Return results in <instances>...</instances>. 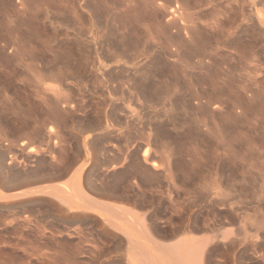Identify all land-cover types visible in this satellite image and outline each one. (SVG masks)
Here are the masks:
<instances>
[{
    "label": "rangeland",
    "instance_id": "rangeland-1",
    "mask_svg": "<svg viewBox=\"0 0 264 264\" xmlns=\"http://www.w3.org/2000/svg\"><path fill=\"white\" fill-rule=\"evenodd\" d=\"M128 207L264 264V0H0V264H127Z\"/></svg>",
    "mask_w": 264,
    "mask_h": 264
},
{
    "label": "bare ground",
    "instance_id": "bare-ground-1",
    "mask_svg": "<svg viewBox=\"0 0 264 264\" xmlns=\"http://www.w3.org/2000/svg\"><path fill=\"white\" fill-rule=\"evenodd\" d=\"M208 65V64H207ZM205 67V66H204ZM213 67H215V66H213ZM208 68V67H207ZM226 80V79H225ZM213 82V81H212ZM195 88V87H194ZM202 88V87H201ZM199 89V88H198ZM198 93V92H197ZM207 95V94H206ZM195 98V97H194ZM207 98H208V96H207ZM206 98V99H207ZM208 100H209V98H208ZM207 100V101H208ZM199 102V101H198ZM204 108V107H203ZM214 112V111H213ZM213 119V118H212ZM202 121V120H201ZM213 129V128H212ZM217 130V129H216ZM208 131H209V129H208ZM121 134V133H120ZM124 135V134H123ZM213 135V134H212ZM136 136V135H135ZM130 140V139H129ZM147 146V145H146ZM146 150V149H145ZM129 152V151H128ZM146 152V151H145ZM144 152V153H145ZM143 153V154H144ZM149 155V154H148ZM147 157V154L145 155L144 154V158H146ZM147 159V158H146ZM145 159V160H146ZM153 163H155V162H153ZM189 169V168H188ZM168 174V173H167ZM171 174V173H170ZM194 175V174H193ZM199 176V175H198ZM201 176V175H200ZM79 177V176H78ZM169 177V176H168ZM187 177V176H186ZM82 180V179H81ZM66 185H68V188H69V190H70V192H69V194H68V196L71 194V195H75L76 193H81L82 195V197L84 196L83 195V191H82V189H81V187H82V183L80 184V182L77 180V177H75L73 180H72V182L69 184V182H68V184L66 183V184H63L62 186H64V187H67ZM231 185V184H230ZM61 187V186H60ZM85 187V186H84ZM199 188V187H198ZM209 188H211V187H209ZM59 189V188H58ZM61 189V188H60ZM60 189H59V192H60ZM187 190V189H186ZM191 190V189H190ZM192 191V190H191ZM207 191V190H206ZM228 191V190H227ZM190 192V191H189ZM194 192V191H193ZM66 194V195H67ZM187 194V193H186ZM224 194V193H223ZM193 195V194H192ZM208 195V194H207ZM68 196H66L67 198H68ZM204 196V195H203ZM202 196V197H203ZM84 198V197H83ZM207 198V197H206ZM63 199V198H62ZM69 199V198H68ZM84 201H85V199H83ZM86 201H87V199H86ZM85 201V202H86ZM87 202H90V200H88ZM94 202V201H93ZM67 205H70V203L68 202V201H66L65 202ZM98 203V202H97ZM206 203V202H205ZM101 204V203H100ZM93 205V204H92ZM97 205V204H96ZM95 205V206H96ZM188 205V204H187ZM196 206V205H195ZM89 207V206H88ZM92 207V206H91ZM97 207V206H96ZM100 207H105L103 204H101V206ZM201 207V206H200ZM70 208H71V206H70ZM101 208V209H102ZM106 208H108V207H105V209ZM125 208H127V207H125ZM199 208V207H198ZM100 209V210H101ZM110 209V208H109ZM112 209V208H111ZM110 209V210H111ZM118 209H119V207H118ZM181 209V208H180ZM191 209V208H190ZM190 209H188V210H190ZM187 210V211H188ZM69 211V210H68ZM131 210L129 209V207H128V209L127 210H125V209H120V210H114L113 212H114V214H116L115 216H112V218H114V219H111V217H105V216H103V214H101L100 216L102 217L101 218V221H102V225L104 226V227H106V228H108L109 230V232H111V230H113L114 231V233L115 232H117L118 234L120 233V234H122L121 236H124L125 237V239H126V244H125V242H123V244H125L126 246V254H124V257H125V260H126V263L127 264H185V263H183V262H185L186 260H187V257H189V254L188 253H190L191 251H189V250H187V249H191L192 248V246H193V248L192 249H194L195 248V245L197 246L198 244L196 243H192V244H190V242H192V241H194L195 242V239H181V240H185L186 241V247L185 248H183L184 246H181L180 248H176V247H174V244L169 248V247H167V249L165 248V247H163V244L161 245L162 247H163V249L164 250H161V251H159V252H157V251H153L150 247L151 246H153L154 245V247H155V245L156 244H158L157 243V240H156V242H155V239L157 238L156 236H155V234L154 233H156V232H154L153 234H154V236L156 237H152V235L150 234V233H152V232H150V231H152L151 229L149 230V229H147V228H145L144 226H143V224H144V222H143V219H145V218H141V220L140 219H138L137 218V216H136V214H134V213H132V212H134V211H131ZM136 211V210H135ZM184 211V210H183ZM103 212V211H102ZM101 212V213H102ZM74 213H76V212H74ZM82 213H83V211H82ZM106 213V212H105ZM77 214V213H76ZM111 214V213H110ZM182 214V213H181ZM76 216H78V215H76ZM184 216V215H183ZM144 217H146V216H144ZM187 217V216H186ZM213 217V216H212ZM147 218V217H146ZM171 218V217H170ZM188 218H186V220H187ZM189 219H190V216H189ZM198 219V218H197ZM185 220V219H184ZM212 220H213V218H212ZM150 221V220H149ZM143 222V223H142ZM169 222V221H168ZM184 222V221H183ZM207 222V221H206ZM184 223H186V221L184 222ZM191 222H190V220L188 221V223L183 227V223H182V228H181V230L182 231H193V228H196V229H199V226H195V227H193V225L192 224H190ZM213 224V223H212ZM133 228H132V227ZM161 226V225H160ZM164 227V226H163ZM105 228V229H106ZM149 228H150V226H149ZM203 228H205V227H203ZM111 229V230H110ZM195 229V230H196ZM179 230V229H178ZM181 230H179V231H181ZM193 231V232H196V231ZM203 230V229H202ZM157 231V230H156ZM163 231V230H162ZM173 231V230H172ZM178 231V233H180ZM181 231V232H182ZM201 231V230H200ZM199 231V232H200ZM258 231V230H257ZM108 232V233H109ZM158 232V231H157ZM106 233V232H105ZM163 233V232H162ZM186 233V232H185ZM185 233H183L182 232V234H185ZM193 234V233H192ZM192 234H191V236H192ZM197 234V233H196ZM209 234V233H208ZM108 235V234H107ZM186 235V234H185ZM182 236V235H181ZM180 236V237H181ZM184 236V235H183ZM194 236H195V234H194ZM193 236V237H194ZM198 236V235H197ZM200 236V235H199ZM255 236V235H254ZM173 237H175V236H173ZM186 237V236H185ZM192 237V238H193ZM187 238H189V237H187ZM195 238V237H194ZM250 238V237H249ZM125 239H124V241H125ZM174 239H176V238H174ZM180 239H179V241L178 242H181L182 243V241H180ZM203 239H204V237H203ZM256 239H257V237H256ZM255 239V240H256ZM178 240V239H177ZM191 240V241H190ZM197 240V239H196ZM199 240V239H198ZM198 240H197V242H198ZM205 240V239H204ZM258 240V239H257ZM188 241H190V242H188ZM200 241V240H199ZM162 242V241H161ZM177 242V243H178ZM202 242V241H201ZM262 242V241H261ZM151 245H150V244ZM155 243V244H154ZM180 243V244H181ZM199 243V242H198ZM255 243V242H254ZM260 243V242H259ZM258 243V244H259ZM176 244V243H175ZM200 244V243H199ZM205 244H206V242H205ZM249 244V243H248ZM177 245H179V244H176L175 246H177ZM181 245H183V243L181 244ZM254 245V244H253ZM124 246V245H123ZM201 246V245H200ZM199 245H198V247H196L195 249H200L201 250V247H200ZM257 246V245H256ZM157 247V246H156ZM161 247V248H162ZM177 247H179V246H177ZM124 248V247H123ZM153 248V247H152ZM121 249V248H120ZM119 249V250H120ZM139 249H140V251H139ZM154 249V248H153ZM123 250V249H122ZM137 250H138V253H137ZM155 250V249H154ZM202 251V250H201ZM124 252V253H125ZM155 252H157V253H155ZM196 252H198V251H196ZM195 252V253H196ZM123 253V252H122ZM159 253V254H158ZM193 253V252H192ZM192 253H190L191 254V256H192ZM194 254V253H193ZM114 255V254H113ZM196 255V254H195ZM191 256H190V258H191ZM203 256H204V254H203ZM171 257V258H170ZM192 258H195V257H192ZM199 259V258H198ZM190 261H191V263L190 264H192V261L193 260H191L190 259ZM196 261V260H195ZM200 262H202L201 260H200ZM209 262V261H208ZM193 263H194V261H193ZM196 263V262H195ZM194 263V264H195ZM210 263V262H209ZM208 263V264H209ZM197 264H199V263H197ZM202 264V263H201Z\"/></svg>",
    "mask_w": 264,
    "mask_h": 264
}]
</instances>
